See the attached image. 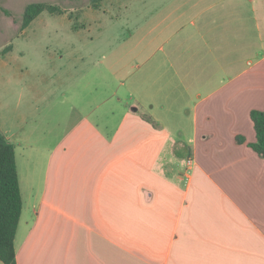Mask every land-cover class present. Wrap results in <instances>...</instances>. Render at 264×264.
Instances as JSON below:
<instances>
[{
    "label": "crops",
    "instance_id": "obj_1",
    "mask_svg": "<svg viewBox=\"0 0 264 264\" xmlns=\"http://www.w3.org/2000/svg\"><path fill=\"white\" fill-rule=\"evenodd\" d=\"M232 8L225 43L207 19L153 28L117 58L122 89L109 93L82 64L57 58L51 76L33 75L3 60L14 48L0 56V129L23 199L18 264H264V158L251 148V112L264 111L263 15ZM201 44L232 73L211 74ZM171 70L189 98L178 142L154 103Z\"/></svg>",
    "mask_w": 264,
    "mask_h": 264
},
{
    "label": "rangeland",
    "instance_id": "obj_2",
    "mask_svg": "<svg viewBox=\"0 0 264 264\" xmlns=\"http://www.w3.org/2000/svg\"><path fill=\"white\" fill-rule=\"evenodd\" d=\"M40 2L60 7L65 13L60 15L43 12L27 29L22 30L26 6ZM259 6V3L252 4L249 0H0V56L5 57L9 53L7 48L12 46L14 53L3 59L9 64L8 67L16 68L21 65L32 71L33 75L48 71L51 76L57 58H62L61 64H82L88 67L93 76L100 73L106 76V89L109 93L121 88L120 78L118 80L114 76L116 68H121L114 65L117 58H130L131 47H143L142 44L148 42V33L153 28H167L172 32L182 26L193 30L192 24L207 19L213 21L211 26L219 24L217 34L220 35H214L216 38L222 37L221 42L225 43L227 28L233 19L232 7H237V12H244L246 17L256 16L254 9L262 10L261 25L263 22L264 27V4L262 8ZM203 9H206V14L202 18L200 12ZM254 35L256 34L253 33L252 36ZM252 43L254 46V38ZM201 45L199 57L206 53L205 59L211 74L222 78L224 73H232L235 66H231L229 70L224 66L225 71L222 73L220 67L214 64L217 54L211 55L210 51L213 49ZM226 48V45L223 46L222 55L227 53ZM143 52L140 59H146L150 55V51ZM227 59V55H224L221 63H226ZM127 62L130 66L137 63L132 60ZM174 69L177 71L179 67ZM131 71L126 70L129 74H132ZM136 73L129 79L130 83L137 81L135 77L141 74L138 71ZM172 75V70L167 73L168 80L170 78V82L172 81L171 87L166 90L164 97L156 98L154 103L157 116L163 119L173 134V140L175 138L178 142L181 140L178 137L179 130L189 132V115L183 109L189 98L184 99L182 96L183 88L176 89L178 83L174 80L176 78H173L174 81L171 79ZM194 77L195 73L191 72L190 78ZM161 104L165 107L163 112Z\"/></svg>",
    "mask_w": 264,
    "mask_h": 264
},
{
    "label": "trees",
    "instance_id": "obj_3",
    "mask_svg": "<svg viewBox=\"0 0 264 264\" xmlns=\"http://www.w3.org/2000/svg\"><path fill=\"white\" fill-rule=\"evenodd\" d=\"M97 1L93 0V2ZM43 12L60 15L65 13L63 9L54 5L31 3L24 10L21 29H27ZM10 50L12 46L7 48V51ZM251 120L257 136V142L252 144L251 148L264 158V111L253 110ZM238 141L244 142L242 138ZM22 209L23 199L15 146L7 140L0 129V262L3 264H18L15 238Z\"/></svg>",
    "mask_w": 264,
    "mask_h": 264
}]
</instances>
